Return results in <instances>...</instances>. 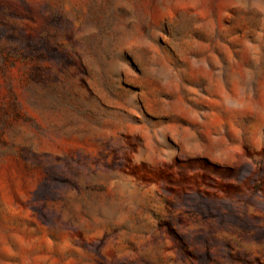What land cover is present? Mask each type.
I'll return each instance as SVG.
<instances>
[{
  "label": "rangeland",
  "instance_id": "obj_1",
  "mask_svg": "<svg viewBox=\"0 0 264 264\" xmlns=\"http://www.w3.org/2000/svg\"><path fill=\"white\" fill-rule=\"evenodd\" d=\"M0 264H264V0H0Z\"/></svg>",
  "mask_w": 264,
  "mask_h": 264
}]
</instances>
